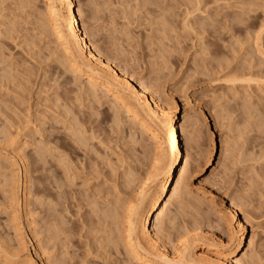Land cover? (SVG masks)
Segmentation results:
<instances>
[{"label":"rangeland","instance_id":"rangeland-1","mask_svg":"<svg viewBox=\"0 0 264 264\" xmlns=\"http://www.w3.org/2000/svg\"><path fill=\"white\" fill-rule=\"evenodd\" d=\"M76 3L92 46L176 106L185 125L190 168L157 228L167 225L178 249L182 217L198 210L210 216L198 228L243 230L251 248L236 257L264 264V0ZM44 5L0 0V264H136L123 253V202L150 175L155 147L110 98L66 71L55 39L41 33ZM118 120L145 149L118 135ZM14 152L24 154L28 184ZM229 199L243 228L227 215Z\"/></svg>","mask_w":264,"mask_h":264},{"label":"bare ground","instance_id":"bare-ground-1","mask_svg":"<svg viewBox=\"0 0 264 264\" xmlns=\"http://www.w3.org/2000/svg\"><path fill=\"white\" fill-rule=\"evenodd\" d=\"M41 11L44 17L43 23L47 25V29L46 27L40 28L41 33L45 34L49 31L55 39L58 55L61 56L62 58L60 59H64V63L67 64L66 67L68 69L66 71L69 70L71 73H76L87 85L94 88V90L90 91H93L92 95L95 94V96H97V93H101L102 97L110 98L109 100H111L112 104L119 106L122 112L121 117L127 119L129 124L132 123L138 126L136 130H139L141 138L145 135L151 138L152 143L150 144H153L155 147L153 157L154 163H152L153 168L151 167L154 172L159 168L157 167L156 169L155 167L158 162H164V165L159 168V170H161L156 173L157 175L153 172L151 173L152 170L150 169V175H147L148 178L145 177L146 179H144L139 186L136 185L137 187L134 190L135 195H131L125 202L122 201L124 204L126 203L124 207L126 208L125 218L122 216L125 220L121 217L122 221L124 220L123 232L121 230L124 235L123 238H121L122 236L120 235V238L123 240V253L136 264H244V259L236 257L238 253H242L246 256L251 248L250 239L247 241V246H244L246 239L244 237V231L239 230L234 236L231 235L232 229L228 227L227 228L231 230L228 232L225 230L226 233L224 232V234L221 235H214V232H211L208 227H206V230H202L198 228L196 224L206 221L209 222L210 216L204 217L205 215L203 216V214L201 215L198 213V210L194 211L196 213L193 212V214L190 215L191 217H182L184 219L186 218V222L188 217H190L191 221L189 220V224H186L184 221L185 225L182 223V225L179 226V228H181L176 229V231L179 230V233H177L179 237L175 236L179 238L178 249L171 244L170 235L172 234H165L167 225L165 227L162 224L165 230H162L163 227L160 229H158L159 227L157 228V226L161 224L160 221H163L161 218L165 215L164 213L168 204L177 201L190 168V158L184 151L185 144L183 143L185 125L184 127L182 124L178 125V117L180 114L178 108H176V106L169 108L157 98H154V95H151L152 92H150V90L148 91L146 86L142 84L143 82H134L133 78L127 75L128 73H125V71L123 72L121 69L119 70L112 62L104 58L98 49L92 46L86 30L90 29H85L82 25V20L84 19H80V7L76 3V0H45L44 8ZM92 98L91 96V100ZM98 106L101 107L100 109L104 112L105 108L103 109L100 104ZM100 109L97 108V111ZM114 110L115 109L112 111ZM140 110L145 114H142ZM107 112L108 110L104 112L106 114H103L107 115ZM116 112H119V110ZM97 114L100 115L99 113ZM119 114L117 113V117ZM127 121L126 123L128 124ZM123 123L118 120L114 122L115 126L113 127H116L122 132L118 133L119 131L116 129L118 135L127 132L128 138L132 141L134 133L132 134L133 131L130 132V129H126L124 127L125 123ZM149 137L147 138L150 140ZM135 140L137 139H133L132 142L142 148L144 142L142 143L141 141L140 144V140L138 141L139 143ZM145 146L147 147V145ZM20 147H23V145ZM42 153L43 152H41V154ZM14 154L17 156V160L24 170L22 178L23 184H26L28 181V172L25 169L24 154L20 155L18 152H14ZM38 156L41 155L38 154ZM158 166L160 165L158 164ZM26 195H29V193L25 194V196ZM207 206L215 207L216 212H220L215 201H208ZM25 208L27 209V207ZM225 209L233 224L243 228L245 223L239 214L236 202L232 199L225 201ZM116 217L118 216L116 215ZM170 219L172 221V218ZM174 221H176V219ZM167 223L166 221L164 225ZM170 225L172 226V224ZM170 225L168 227H170ZM229 227H231V225H229ZM159 230H162V236ZM163 231L165 232L163 233ZM167 232H169V228ZM169 246L172 248L171 251H169ZM40 247L39 249H41ZM27 263L31 264L30 262Z\"/></svg>","mask_w":264,"mask_h":264},{"label":"snow or ice","instance_id":"snow-or-ice-1","mask_svg":"<svg viewBox=\"0 0 264 264\" xmlns=\"http://www.w3.org/2000/svg\"><path fill=\"white\" fill-rule=\"evenodd\" d=\"M248 233H249V237H250V229H248ZM247 241H248V237H246L245 242H244L245 247L247 246ZM242 251H243V249H242Z\"/></svg>","mask_w":264,"mask_h":264}]
</instances>
